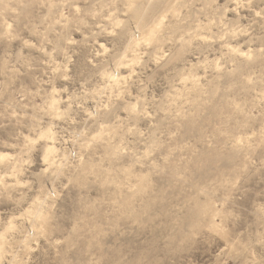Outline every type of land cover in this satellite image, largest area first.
<instances>
[{
	"label": "rangeland",
	"instance_id": "374dc122",
	"mask_svg": "<svg viewBox=\"0 0 264 264\" xmlns=\"http://www.w3.org/2000/svg\"><path fill=\"white\" fill-rule=\"evenodd\" d=\"M0 264H264V0H0Z\"/></svg>",
	"mask_w": 264,
	"mask_h": 264
}]
</instances>
